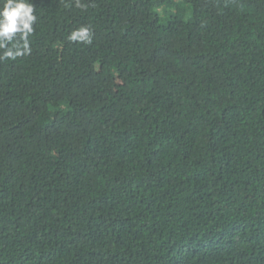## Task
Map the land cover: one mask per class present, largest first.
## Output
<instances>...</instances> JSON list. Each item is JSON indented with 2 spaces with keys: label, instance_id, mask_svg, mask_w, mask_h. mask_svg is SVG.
Returning <instances> with one entry per match:
<instances>
[{
  "label": "trees",
  "instance_id": "trees-1",
  "mask_svg": "<svg viewBox=\"0 0 264 264\" xmlns=\"http://www.w3.org/2000/svg\"><path fill=\"white\" fill-rule=\"evenodd\" d=\"M28 2L0 264H264V0Z\"/></svg>",
  "mask_w": 264,
  "mask_h": 264
},
{
  "label": "clouds",
  "instance_id": "clouds-1",
  "mask_svg": "<svg viewBox=\"0 0 264 264\" xmlns=\"http://www.w3.org/2000/svg\"><path fill=\"white\" fill-rule=\"evenodd\" d=\"M35 20L33 15V6L28 0H6L4 7L0 10V47H3L6 41H11L16 33H21L24 39V49H28L26 37L33 31L32 24ZM88 35V29L82 28L69 37V39L76 40L84 38ZM86 42H91L88 39ZM20 52L13 53L7 51L6 55H19Z\"/></svg>",
  "mask_w": 264,
  "mask_h": 264
},
{
  "label": "rangeland",
  "instance_id": "rangeland-1",
  "mask_svg": "<svg viewBox=\"0 0 264 264\" xmlns=\"http://www.w3.org/2000/svg\"><path fill=\"white\" fill-rule=\"evenodd\" d=\"M185 5H186V4H185ZM189 12H190V11H189ZM188 15H189V13L183 14L182 18L186 20V19L188 18Z\"/></svg>",
  "mask_w": 264,
  "mask_h": 264
}]
</instances>
